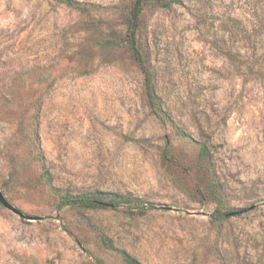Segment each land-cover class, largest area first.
Listing matches in <instances>:
<instances>
[{
    "label": "rangeland",
    "instance_id": "1",
    "mask_svg": "<svg viewBox=\"0 0 264 264\" xmlns=\"http://www.w3.org/2000/svg\"><path fill=\"white\" fill-rule=\"evenodd\" d=\"M75 1L99 7L0 0V192L36 218L0 204V264H124L112 249L140 264H264V0L145 10L138 46L162 115L125 37L130 0ZM96 191L143 208L60 202Z\"/></svg>",
    "mask_w": 264,
    "mask_h": 264
},
{
    "label": "trees",
    "instance_id": "2",
    "mask_svg": "<svg viewBox=\"0 0 264 264\" xmlns=\"http://www.w3.org/2000/svg\"><path fill=\"white\" fill-rule=\"evenodd\" d=\"M60 4H63L69 8L76 10L79 13H88L92 10H96L99 5L91 4V3H83L75 0H54ZM179 0H130L129 3L125 6L126 13V30L125 37L127 41L131 45V53L133 58L138 62L141 71L144 74V85H145V94L148 101L149 106L156 110L159 114H164L163 108L160 104V98L157 95L156 87H155V74L151 71V65H146L141 50L138 46V34L141 26V17L145 10L148 8L153 9H167L173 4L179 3ZM115 8V7H114ZM238 24V23H237ZM240 29V25L237 26ZM216 49H220L219 47H215ZM226 57H232L231 53L228 51H220ZM236 54L239 55V52ZM172 124V123H171ZM176 132L181 137H186V134L179 130L178 127H175ZM199 165L201 170L207 177L209 178V184H211L212 193L216 200L217 196H221V190L217 183V178L215 176V172L212 169L211 161L208 155V148L204 144L199 149ZM163 161L167 160L166 153L162 154ZM60 202L64 205H71L77 209H95V208H104L106 206H117V205H135L139 208H143L142 201L134 197L133 195L126 194H117V193H104V192H93V193H79L76 195H71L70 193H61L60 194ZM217 204H221L222 201L218 199L216 201ZM219 213L218 219H222V216H226V214L220 212L219 209L216 211ZM102 244L106 247L110 248V245L107 243L106 239L102 238ZM114 250L119 257L122 259L124 264H140L134 258H132L129 254L124 251H120L117 249ZM29 261L30 258H27ZM28 263V262H27ZM31 264H38L36 260H31ZM44 264H54L51 261H46ZM96 264V263H94Z\"/></svg>",
    "mask_w": 264,
    "mask_h": 264
},
{
    "label": "water",
    "instance_id": "3",
    "mask_svg": "<svg viewBox=\"0 0 264 264\" xmlns=\"http://www.w3.org/2000/svg\"><path fill=\"white\" fill-rule=\"evenodd\" d=\"M0 204L5 207L6 209L10 210L11 212H13L14 214L18 215L20 218L22 219H26V220H36V218L30 217L28 215H25L22 211H20L18 208L14 207L13 205H11L6 198L4 197V195L2 194V192H0Z\"/></svg>",
    "mask_w": 264,
    "mask_h": 264
}]
</instances>
